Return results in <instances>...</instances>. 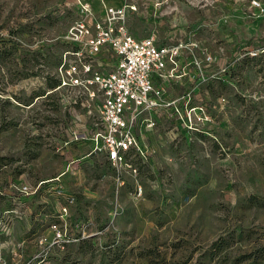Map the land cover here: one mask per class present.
I'll list each match as a JSON object with an SVG mask.
<instances>
[{"label": "rangeland", "instance_id": "1", "mask_svg": "<svg viewBox=\"0 0 264 264\" xmlns=\"http://www.w3.org/2000/svg\"><path fill=\"white\" fill-rule=\"evenodd\" d=\"M78 1L0 0V264L30 258L58 191L73 197L68 229L85 235L54 249V264H264V11L254 0H81L97 14L134 5L135 36L195 39L214 58L203 77L192 66L161 82L178 107L137 123L146 153L133 171L91 152L85 93L52 91Z\"/></svg>", "mask_w": 264, "mask_h": 264}, {"label": "built area", "instance_id": "2", "mask_svg": "<svg viewBox=\"0 0 264 264\" xmlns=\"http://www.w3.org/2000/svg\"><path fill=\"white\" fill-rule=\"evenodd\" d=\"M253 5L264 11L261 2L254 0ZM135 9L134 5H107L103 13L97 14L89 2L79 0L78 15L65 33L67 47L57 65L59 83L52 89L79 88L86 94L83 104L93 105L96 114L88 135L91 152L103 155L117 170L133 171L132 158L146 153L134 131L136 122L145 115V125L151 126L152 110L178 107V98L167 99L157 79L185 74L177 72L182 62L183 67L193 66L203 77L214 61L213 55L195 39L160 43L153 35L134 36L126 19ZM104 50L114 54V61L98 59ZM249 53L254 55L256 51ZM108 64L111 68L106 70L103 66ZM229 64L221 70L225 71ZM42 182L33 188L27 184L18 188L29 195ZM58 194L62 202L57 215L49 221L47 234L37 239L33 254L21 264H54V249L61 250L85 235L83 230L77 233L67 227L72 195L61 191ZM67 264L80 262L72 260Z\"/></svg>", "mask_w": 264, "mask_h": 264}, {"label": "crops", "instance_id": "3", "mask_svg": "<svg viewBox=\"0 0 264 264\" xmlns=\"http://www.w3.org/2000/svg\"><path fill=\"white\" fill-rule=\"evenodd\" d=\"M107 2H112V3H118L117 2V0H106ZM116 6H119V5H116ZM134 35V34H133ZM135 36V35H134ZM136 37H143V36H136ZM177 39H181V38H174V39H171V41H174V40H177ZM171 41H169V42H171ZM235 47V46H234ZM183 65H184V63L182 62L181 63V66H180V68L178 69V71L177 72H182V71H184L185 72V74H183L182 76H179V77H173V78H166V79H157V83L159 84V85H161V82L163 81H165V80H174V81H179V80H181V79H184L186 76H187V73H188V71L190 70V68L192 67V66H186V67H183ZM212 67V66H211ZM196 69V68H195ZM199 76V75H198ZM189 79L191 80L192 78L191 77H189ZM164 96L167 98V99H171L172 97L171 96H168V95H166V94H164ZM166 108V107H165ZM165 108H161V109H156V110H152V112H151V117L153 116V115H155L158 111L159 112H161L163 109H165ZM144 117H145V115H144ZM141 120V118L136 122V125H135V134H136V136H137V132H136V127H137V123L139 122ZM143 120H144V118H143ZM137 138H138V136H137Z\"/></svg>", "mask_w": 264, "mask_h": 264}, {"label": "trees", "instance_id": "4", "mask_svg": "<svg viewBox=\"0 0 264 264\" xmlns=\"http://www.w3.org/2000/svg\"><path fill=\"white\" fill-rule=\"evenodd\" d=\"M58 83H59V80L57 81L56 85H57ZM56 85H55V86H56ZM55 86H54V87H55Z\"/></svg>", "mask_w": 264, "mask_h": 264}, {"label": "bare ground", "instance_id": "5", "mask_svg": "<svg viewBox=\"0 0 264 264\" xmlns=\"http://www.w3.org/2000/svg\"><path fill=\"white\" fill-rule=\"evenodd\" d=\"M105 2H107V1H105ZM102 10V9H101Z\"/></svg>", "mask_w": 264, "mask_h": 264}]
</instances>
